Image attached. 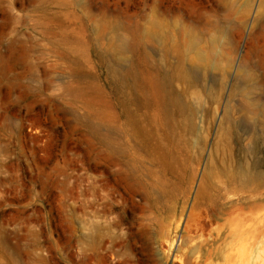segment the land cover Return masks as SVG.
<instances>
[{
    "label": "rangeland",
    "instance_id": "obj_1",
    "mask_svg": "<svg viewBox=\"0 0 264 264\" xmlns=\"http://www.w3.org/2000/svg\"><path fill=\"white\" fill-rule=\"evenodd\" d=\"M263 61L264 0H0V264H73L79 206L133 264H228L230 211L264 217Z\"/></svg>",
    "mask_w": 264,
    "mask_h": 264
},
{
    "label": "bare ground",
    "instance_id": "obj_2",
    "mask_svg": "<svg viewBox=\"0 0 264 264\" xmlns=\"http://www.w3.org/2000/svg\"><path fill=\"white\" fill-rule=\"evenodd\" d=\"M263 63H264V61H263ZM172 101H176V99H173ZM102 136H103L104 140L106 141V143H108V147L113 149V145H112V142H110L109 135H107L106 133H102ZM133 171L138 174L139 168L138 167H134ZM132 174L135 175V173H133V172H132ZM252 179H253L252 178V174H251L249 168H247L245 166L239 171L238 174H236V176H233V178H232L233 182H235L236 180L241 181V184H242L243 188L246 189V190H249L250 182H251ZM101 184H104V183H101ZM206 198L208 199L207 202H208V206H209L208 211H206L207 215L211 216L212 218L217 217L219 215V210L216 208L217 199L214 196L210 195V194L207 195ZM249 206H251V205H249ZM226 210H228V209H226ZM82 211H84L83 207L79 206L78 208H76L74 210V213H73V223H72V231H73V238H72L73 264H110L107 254L106 253L102 254L100 252V249H102L104 247V243H105L107 238H108V242L110 243V245H109V248L107 246L106 251L110 252L111 256H114V258H116V257L121 258L120 259V264H133L135 262V260L133 259L134 258L133 257V253H134V247L136 246V242H135L136 241V237H135L136 236V232L134 231V225L132 223H128L129 226L127 227V230H128L127 232H124V233H121V234H117V235H113V236H108V232H107V234H105L103 232L102 227L100 226L99 223H96L94 221H90L89 219L85 220L84 214H83ZM202 211H204V210H202ZM94 213H95V211H94ZM263 215H264V212H263ZM196 216H198V215H196ZM204 216H203V218H204ZM257 216H255L254 214L245 215L242 212H235V211L234 212L230 211V213L228 214V216L226 218V222H225V224H227V226L229 228V232L227 233V236L230 238V241H229V244H228V250H227V252L225 254L226 255L225 258H226L228 264H235V261L237 259V258L235 259V246H234L235 245V237H236V235H238V234L245 235V234H248V233L250 235L251 233L256 232V230L258 232V230H260V229H262L264 227V217H261L259 215L258 218H257ZM94 217H95V215H94ZM198 217H196L195 219H197ZM201 217H202V215H201ZM223 218H225V216H223ZM192 222L194 224L193 217H192ZM197 222H198V220H197ZM257 222H258V224H257ZM124 223H126L124 220L119 219V220H116L115 222H113V224H111V225L114 226V228L115 227L116 228H120ZM255 223H256L257 226H255ZM163 226H165V225H163ZM163 226H162V228H163ZM185 226H186V223H185ZM189 226L192 228V225H189ZM201 227H202V225H201ZM217 229H221V228H219V226H218ZM262 230H264V229H262ZM195 232H196V230H195ZM191 234H193V233H191ZM195 236H196V234H195ZM218 236H220V233H218ZM236 239H238V238H236ZM190 240H192V239L188 238L187 242L190 241ZM147 242H148L147 245L151 248L152 239L148 238ZM239 242H240V240H239ZM185 243H186V240H184L183 244H185ZM236 247H238V246H236ZM196 250H197V248H195V251ZM217 251H218V253H220L219 248L217 249ZM209 253H211V252H209ZM199 258L200 257H198L196 259L194 264H200V260L201 259H199ZM206 258H207V256H206ZM184 261L185 260H183V263H185ZM177 262H179V259H178ZM206 262H208V261H206ZM242 264H244V263H242ZM248 264H250V262Z\"/></svg>",
    "mask_w": 264,
    "mask_h": 264
}]
</instances>
